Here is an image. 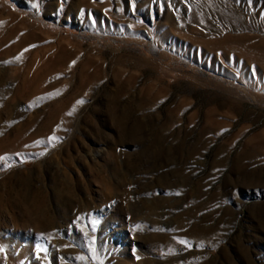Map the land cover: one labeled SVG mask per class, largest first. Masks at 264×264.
<instances>
[{"label":"rangeland","instance_id":"1","mask_svg":"<svg viewBox=\"0 0 264 264\" xmlns=\"http://www.w3.org/2000/svg\"><path fill=\"white\" fill-rule=\"evenodd\" d=\"M0 264H264V0H0Z\"/></svg>","mask_w":264,"mask_h":264},{"label":"snow or ice","instance_id":"2","mask_svg":"<svg viewBox=\"0 0 264 264\" xmlns=\"http://www.w3.org/2000/svg\"><path fill=\"white\" fill-rule=\"evenodd\" d=\"M35 6V5H34Z\"/></svg>","mask_w":264,"mask_h":264}]
</instances>
